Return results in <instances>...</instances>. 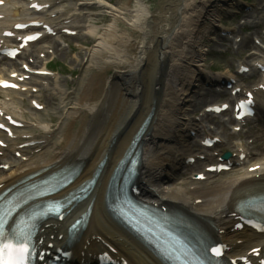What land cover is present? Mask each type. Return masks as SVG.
Segmentation results:
<instances>
[{
	"label": "bare ground",
	"instance_id": "6f19581e",
	"mask_svg": "<svg viewBox=\"0 0 264 264\" xmlns=\"http://www.w3.org/2000/svg\"><path fill=\"white\" fill-rule=\"evenodd\" d=\"M188 3L187 0L178 3L180 20H176L168 4L163 7L164 10L152 11L145 0H136L133 4L127 2L121 7L102 2V7L110 14V22L103 28H89L95 38L89 58L97 71L87 88L74 99L67 112L68 123L59 140L54 141L44 155L30 157L27 161L0 159L1 164L9 166L6 172L0 171V184L41 167L53 166L55 170L73 160L82 161L83 171L74 184L77 187L90 178L98 163L108 156L107 172L103 173L100 185L84 202L83 208L78 207L73 212V215L82 213L96 195L89 227L76 244H80L77 248L79 252H90L96 246L100 249L114 247L117 256H123L124 251L136 264H158L142 247L139 246L138 251L133 240L111 220L104 204V192L111 172L151 111L153 117L145 135L149 141L146 143L144 138L141 169L143 180L150 185L149 195L157 201L169 200L188 205L199 215L215 220L233 257L245 255L263 242L260 235L249 229L235 228V218L230 215L238 188L251 176L264 173V164L259 159L252 164L256 165V171L248 169L220 184L197 190L193 192L194 197L188 193V186L181 182L167 189H161L160 183L157 186L153 184L155 177L164 176L165 166L173 162L171 158L179 136L178 128L186 118L184 104L202 68L205 21L218 17L220 4L231 5L232 0H191ZM244 41L249 43L250 39ZM6 65L16 64L11 61ZM109 69H114V73L107 74ZM183 69L186 71L180 77L173 76L174 72L179 74ZM122 78L121 84L119 80ZM171 85L178 93L168 99ZM155 87H159L157 94L153 93ZM210 96L206 94L198 100ZM153 104L156 106L154 109ZM4 110L6 114L21 115L16 110ZM138 111L141 114L135 120L134 115ZM166 117L169 119V130L163 132ZM185 123L183 125L187 127L189 124ZM42 130L46 133L50 128L44 125ZM114 138L118 147L110 148ZM157 141L162 142V146L155 148ZM262 143L260 147L264 149V139ZM6 148L15 149L12 143ZM54 228L59 230L55 225ZM49 241L54 242L50 239L45 242Z\"/></svg>",
	"mask_w": 264,
	"mask_h": 264
},
{
	"label": "rangeland",
	"instance_id": "374dc122",
	"mask_svg": "<svg viewBox=\"0 0 264 264\" xmlns=\"http://www.w3.org/2000/svg\"><path fill=\"white\" fill-rule=\"evenodd\" d=\"M136 1V0H69L68 2L65 3L64 5V11L71 10L76 8V11H83L86 14V20H79L77 22V27L78 26H83V28H78L80 29V33L78 36L75 38H71L69 41L72 43V49L69 48H64L62 49V45L60 46L59 41L63 42V38L60 36L55 37L49 41L43 42L42 44L38 45L35 47V49L30 53L34 58H37L39 56V53L43 51L45 53L48 49L55 50V53L53 52L52 54H47L46 58L44 60L46 61L49 57V60L55 58V61L59 62V66L62 69H65L64 75L65 77L59 78L58 86L59 87H64V90L67 89L66 91H63L62 93H58L57 90L54 89L53 87V79L49 80L48 86L45 89H42L35 94L36 99L44 106L45 108L43 110H39L33 106L31 103V99L29 96H27L24 92H16L14 94H11L10 97H13L15 99V103H11L13 105H19L22 107L23 110V116L27 120V126L19 131L16 132V135L12 138L13 142L18 144L22 139H25V135H32L34 136L33 138L39 139L37 141H42L44 139L40 134L42 131L41 129V124L46 123L47 125H50V129L53 132L55 128H57V131L55 133L53 132V135H51L48 140L53 141L56 139V134L61 132L63 126L66 124V116H65V111L71 107L70 104V98L65 99L64 95L66 92H74L76 97L80 95L83 91L84 83L88 80L90 77V74L92 73L94 67H91L88 59H87V54L89 50L94 46L95 44V38L94 34L89 32L90 27H97V28H103L105 27L109 22H110V14L107 9H104L99 5L101 2H107L108 4H112V6L116 7H121L124 3L130 2L131 4ZM149 5L154 11H159L162 10L165 5H169L171 10V14H173L174 18L176 20L180 19V13L179 9L177 8L178 3L182 2L183 0H148ZM188 2L190 0H187ZM261 1L256 0L253 1L255 5H258ZM232 5L230 6H224L220 4L224 9L221 11V14L218 17H214V22H210V20L205 21V38L202 41V46H203V57H202V63L204 64L203 66L205 67H211V68H219L225 72L228 73H234L237 70V65L239 62H242L243 59H245V52L251 47L253 44V40L249 42L248 44H243L241 46H238V48L235 47H229L228 45H221L224 41L219 37L217 31V28L214 27V24H220L221 22H227V23H232L234 22V28L238 27V22L237 16L234 14H231L229 10H234L235 9V0H232ZM220 8V7H219ZM230 8V9H229ZM236 11H239L238 9H235ZM107 17V21H105ZM239 18V17H238ZM212 19V18H210ZM241 19V18H239ZM83 22V23H82ZM254 29L259 30L260 32H257V34H261L262 36L264 35V26H256ZM248 28L244 29V32L247 33ZM249 34L254 32L253 29H249ZM215 33V34H214ZM254 34V33H253ZM252 34V35H253ZM82 45L80 48L75 49V46ZM59 45V48L62 50H59V48H53V46ZM81 57V58H80ZM76 59H79L76 61ZM244 61V60H243ZM18 62V61H17ZM20 65V62H18ZM61 69V71H62ZM0 71L5 73L7 71V67L4 65V63L0 64ZM186 70L184 69L182 72L177 74V77H180ZM68 73H70L68 75ZM73 75V76H71ZM245 81V80H244ZM55 85H57V82L54 80ZM247 82V80H246ZM70 85H67V84ZM199 87H195L194 89L191 90V101H193L196 97L198 92H202V87L203 84L200 82L198 83ZM173 89H170V93L172 92ZM51 92H54L56 95L55 96H50ZM189 99V98H188ZM210 99H217L216 97L210 98ZM209 101V100H207ZM207 101H203L199 104V108L201 106L203 107V103H206ZM199 102V101H198ZM69 103V104H68ZM194 104V103H193ZM196 106V104H195ZM187 109L186 111V117H189L188 120L191 121L198 113L199 108L197 111H193V106L189 103L185 106ZM167 118V117H166ZM208 120L211 122H215V118L212 116H209ZM220 121V120H219ZM56 125V126H55ZM181 125V124H180ZM180 127V126H179ZM227 126L220 124L219 130L222 131L225 136L227 137V143L225 144V147L223 149H231L233 144L238 143V142H247L250 141L249 134H246V130L241 131L237 135H229L230 134V129L226 128ZM164 128L168 130L166 127V119L163 122V127L162 131L164 132ZM179 129V128H178ZM180 136H186V132H182ZM32 138V139H33ZM250 138V139H249ZM262 138V137H261ZM259 137V139H261ZM255 139L258 140L257 136ZM47 143V142H46ZM261 144L260 141L258 143H254L255 150H259L260 147L259 145ZM160 147V146H159ZM175 151L172 152V156L179 158L177 152H185L186 155L190 154L191 151L195 148L194 146L191 145L189 141L186 140L184 137V141L181 143H177L174 145ZM174 149V148H173ZM44 150V149H43ZM43 151H36L32 150L30 155L33 156H38L39 153ZM23 154V153H22ZM11 157L15 158H21L20 156L15 155L14 152L10 151L9 154ZM201 165V167H203ZM169 178L163 179V181H168V179L171 180V182H167L168 186L171 183H179L180 181H190L189 176L187 177H182L179 172L175 173V170H169ZM232 173H225L218 175L214 178H212L210 181H208L205 184L215 182V183H220L228 179ZM207 186V185H204ZM167 187V186H165Z\"/></svg>",
	"mask_w": 264,
	"mask_h": 264
},
{
	"label": "snow or ice",
	"instance_id": "6c2138e0",
	"mask_svg": "<svg viewBox=\"0 0 264 264\" xmlns=\"http://www.w3.org/2000/svg\"><path fill=\"white\" fill-rule=\"evenodd\" d=\"M37 7V5H33ZM17 27H25L17 25ZM11 35V33H7ZM28 40L36 39L34 36L27 37ZM15 53H13V56ZM23 78V77H21ZM0 85L4 87H17V85L9 84L6 81H0ZM40 107V105H37ZM3 127V125H0ZM207 142V141H206ZM259 167V166H257ZM261 211H264V205L261 206ZM75 227V225H73ZM264 231V228H261ZM254 252L258 250H253ZM222 250L218 247H210L203 245L200 250V255L203 256L211 264L213 256L219 257ZM34 244L32 243V233L26 231L22 227H14L11 230L5 229V218L0 217V264H31L34 258ZM42 259V257H40Z\"/></svg>",
	"mask_w": 264,
	"mask_h": 264
}]
</instances>
